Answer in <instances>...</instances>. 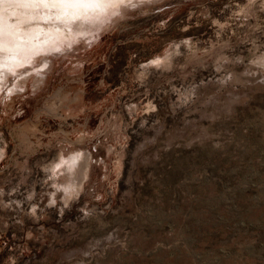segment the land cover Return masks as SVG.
Here are the masks:
<instances>
[{"label": "rangeland", "instance_id": "1", "mask_svg": "<svg viewBox=\"0 0 264 264\" xmlns=\"http://www.w3.org/2000/svg\"><path fill=\"white\" fill-rule=\"evenodd\" d=\"M86 14L0 69V264H264V0Z\"/></svg>", "mask_w": 264, "mask_h": 264}, {"label": "bare ground", "instance_id": "2", "mask_svg": "<svg viewBox=\"0 0 264 264\" xmlns=\"http://www.w3.org/2000/svg\"><path fill=\"white\" fill-rule=\"evenodd\" d=\"M117 1L119 2V0H0V56H2L0 69L2 66L6 67L9 61L13 63L18 58L16 53L19 51L26 57L32 52L30 47L37 48L41 42L36 46L38 40L36 42L35 40L41 37L40 34L59 37L61 31H65L62 28L68 26L74 19L77 20L76 16L81 17L80 14L85 15V12L89 15L92 9L101 11L110 4H116ZM88 10L90 11L87 12ZM42 22L52 23L47 29H43ZM50 36L49 39L52 38ZM45 38L46 36L43 39Z\"/></svg>", "mask_w": 264, "mask_h": 264}]
</instances>
